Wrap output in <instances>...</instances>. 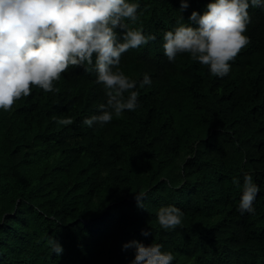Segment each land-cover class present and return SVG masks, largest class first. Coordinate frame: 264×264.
<instances>
[{
  "label": "trees",
  "instance_id": "1",
  "mask_svg": "<svg viewBox=\"0 0 264 264\" xmlns=\"http://www.w3.org/2000/svg\"><path fill=\"white\" fill-rule=\"evenodd\" d=\"M127 2L139 18L126 23L156 36L121 56L119 70L137 82L134 111L83 123L107 101L95 54L61 73L58 92L31 86L0 109V264H132L131 241L161 244L171 264H264V7L248 9L250 43L217 77L188 53L170 62L163 48L165 32L199 27L189 17L215 0L184 10L181 0ZM145 74L151 84L140 87ZM245 174L260 191L255 212L241 214ZM170 205L184 215L165 230L157 212Z\"/></svg>",
  "mask_w": 264,
  "mask_h": 264
},
{
  "label": "clouds",
  "instance_id": "2",
  "mask_svg": "<svg viewBox=\"0 0 264 264\" xmlns=\"http://www.w3.org/2000/svg\"><path fill=\"white\" fill-rule=\"evenodd\" d=\"M187 7V0H181V10ZM250 7H264V0H215L202 16L192 12L189 20L199 27L180 23L165 32V56L174 62L178 54L188 53L192 60L209 66L212 75L226 76L229 61L250 43L244 35L250 23ZM138 8V3L127 0H0V109L8 111L15 101L29 96L31 86L58 92L53 82L60 80L61 73L69 66L93 65L95 54L96 83L104 86L107 101L99 106L101 114L83 123L102 126L113 115L120 117L125 110L134 111L138 107V92L133 91L137 82L119 70L121 56L156 39L126 23L137 22ZM150 84L145 74L140 87ZM73 122L72 118L57 120L65 126ZM233 183L239 181L233 179ZM259 191L252 176L245 174L238 207L241 214L255 212L253 202ZM145 195L136 193L138 207H144ZM183 215L180 208L170 205L158 210L157 219L161 228L170 230L182 224ZM48 244L58 257L62 254V246L53 237ZM132 247L136 250L132 264H171L174 259L158 243L145 246L131 241L123 245L124 249Z\"/></svg>",
  "mask_w": 264,
  "mask_h": 264
}]
</instances>
